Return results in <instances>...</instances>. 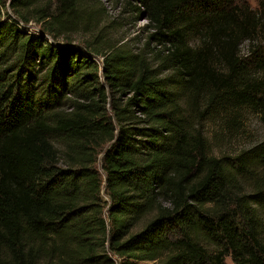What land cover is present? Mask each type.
Here are the masks:
<instances>
[{
  "label": "trees",
  "instance_id": "obj_1",
  "mask_svg": "<svg viewBox=\"0 0 264 264\" xmlns=\"http://www.w3.org/2000/svg\"><path fill=\"white\" fill-rule=\"evenodd\" d=\"M91 1L0 0V264H264V0Z\"/></svg>",
  "mask_w": 264,
  "mask_h": 264
},
{
  "label": "rangeland",
  "instance_id": "obj_2",
  "mask_svg": "<svg viewBox=\"0 0 264 264\" xmlns=\"http://www.w3.org/2000/svg\"><path fill=\"white\" fill-rule=\"evenodd\" d=\"M244 2L254 7V0H244ZM91 4L100 10L102 18H106L108 21H117L118 27L110 34L112 40L122 45H128L133 50L142 46L147 38V31L144 30L147 20L140 15L136 17L134 13H121L122 4H115L114 1L94 0V2L91 1ZM25 29L28 32H37L39 25L30 22L25 25ZM74 37L77 40L80 39L79 34H75ZM242 47L245 49V44ZM224 131V129L221 130L217 121H205L203 124V132L207 138L211 139L212 151L215 154L223 152L233 154L260 142L264 138V119L258 113H246L242 128L237 132H233L231 140L229 139L227 142L224 137L220 146L215 145V138L219 133L224 134ZM97 166L99 167V164ZM102 199L106 200L103 194ZM225 262L226 264H233L229 256L226 257Z\"/></svg>",
  "mask_w": 264,
  "mask_h": 264
}]
</instances>
